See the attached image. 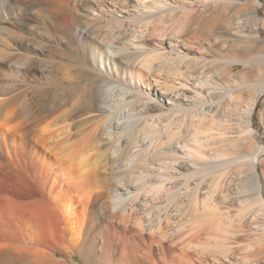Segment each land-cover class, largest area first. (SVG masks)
<instances>
[{
  "label": "bare ground",
  "instance_id": "6f19581e",
  "mask_svg": "<svg viewBox=\"0 0 264 264\" xmlns=\"http://www.w3.org/2000/svg\"><path fill=\"white\" fill-rule=\"evenodd\" d=\"M2 1L0 0V43L3 45L0 47V56L3 58H0V63H7L17 70H26V73L39 69L38 67L42 66L45 61L39 56L45 55L48 50L46 43L37 42L34 40V37L32 38L30 34H27L33 31L26 18V13L34 8L33 5L39 6L37 11L45 18L44 22L53 25L52 31L53 34H57L56 37L58 33H61L63 27H68L67 31H69V28H72V24L78 22V18L74 13L75 6L72 7L68 0H34L28 6H16L15 8L12 6L14 0H9L7 9ZM97 1L102 3L108 2V0ZM180 1L111 0L109 1V5H107V9L114 13L110 15L111 17L103 21V16L97 15L91 17L89 20H84V26L88 28V31L92 30V33H96V39L87 43V46H90L93 53H96L99 49V44L103 47L110 41H121L124 48H132L134 50V55H127L129 58L127 61L132 63L129 64L127 61L120 59L119 66L123 67L124 63H126L134 65L136 72H142L143 70L147 72L146 91L144 90V86H142V91H140V88L139 90H134L132 99L127 103L130 108L129 111H132L131 113L136 117L132 127L130 126L131 128L126 132L109 133V140L112 139V136L116 137L115 140H108V143H106L107 145L112 143L111 147L105 151L98 148L102 153L99 154L98 152L99 156L93 158V153H90V150L93 147L101 146L100 140H103L99 133L104 131L105 127H103L104 129L101 128L103 130L99 129V132H96L103 124L101 119V123L95 125V123L89 124L88 118L80 117V119L76 116L79 119L77 120L74 115L75 118H73L72 109L78 103V100L72 102L71 105L67 103L64 111H61L60 114L57 113L59 115L56 119L51 116L54 120H50L51 122L42 126L41 124L44 121L47 122L50 116L46 120H42V123L40 117L38 116L36 119V116L39 111H46L48 108L47 106H38L31 99L34 97L31 96L33 94L32 91H22V93L16 96L10 94L18 99L23 98V108L22 110L19 108V110L23 111L24 114L29 110V114L27 115L29 119L27 120L30 122L34 121V124H31L32 126L29 129L22 131V128H19L16 131H18L21 137L25 134L32 137L31 151H34L37 157L40 156L42 161L40 169L43 170L42 173L45 176L49 174L50 169H55V166L61 168L69 166L66 169L67 172L69 169V173L75 172L80 173L79 175H88L85 177V180L90 179L92 172L96 181H99L101 178L98 175L103 171L100 170L105 168V164L108 165L109 163L112 168H116L123 161H127L128 163L129 161H136L132 167H129L128 171H125L126 169H123L125 172L122 169L121 171H116L117 168H114L113 172L110 171L109 181L113 183L127 182L134 187L136 192L133 193L123 207H118L119 210H111V212L109 210L107 217L111 220L124 223L126 228L129 226L134 227L137 230L134 231L136 233H148L152 242L163 249L166 242L180 247L181 253H179L177 258L179 257V263L181 264H245L243 259H247L249 262L254 260L256 248L253 245V241H248L245 242L247 244L241 245L240 240H233V238L254 226L257 212L262 213V211H257V204L258 207L260 206L264 210V181L258 168L259 163L264 164V145L257 146L258 148L249 151L250 146L244 145L241 142L244 139L246 140L243 136L248 135L251 140L253 138V108L249 109L246 115L247 126L245 133H241L240 130L238 131V128H235L234 125V127H231V118L227 114L234 102L240 104L243 101L245 89L252 87L255 83H253L252 79H248L244 83H238L237 81L229 82L228 80L226 82L223 80V72L233 70L234 66L239 62H243L246 66L260 64L259 71L257 70L256 74L260 80L255 84L260 87L254 97L263 94L264 49L261 44L264 42V38L261 36V30L257 27L258 23L254 26L250 25L251 27L249 26L246 32L249 41L253 43L249 52L250 56L240 58L236 54L227 51L220 30L234 26L243 28L241 20L244 19L246 14L242 10L246 5V0H182V4H180ZM258 3L256 1L253 3L255 11L251 14V19L259 20ZM176 11L177 13L180 12V19L176 20L173 24L178 23L175 26L179 33L171 37H169V34L166 37V35H161V33L162 37L159 39H161L160 48L162 50L148 52L145 40L151 38V35L153 37V34L157 30V27H154L155 29L152 28L154 22H157L155 21L157 18H151L156 15L158 17L162 16L164 13L166 15L168 13H175ZM15 12H17L15 16L16 21L13 20V16L7 18V15ZM120 13L125 14L119 15ZM207 13L217 18L216 23L214 22L215 24L212 21L209 23L211 19H208V24H212V29L207 30L209 33L212 31V35L205 34L204 28L200 30V27H195L193 19V16L199 17L203 15L205 17ZM3 23H13V25L7 27ZM141 23L143 24L139 25ZM159 28L158 30L162 29ZM159 33L157 34L159 35ZM87 35L85 37L81 35V38L91 37L89 33ZM8 37L12 38L11 42L15 40V43L18 44L16 49L15 47L13 48L14 43L12 46L11 43L7 42L8 40L5 41L3 39H8ZM89 39L91 40L92 37ZM87 46L84 43L83 49L86 50ZM124 73L126 74V71ZM98 76L101 80L112 81L104 73H98ZM252 76L254 75H249L250 78ZM139 77L131 74L130 79H138L142 83ZM1 81L0 83L2 84L4 80ZM8 83V85H6L7 82L4 85L0 84V108L5 99H8L6 95L10 93L9 88L12 83ZM13 88H11V93L13 92ZM92 92L90 105H94V100L96 102L98 100H96L97 90L93 88ZM30 102H32V105H30ZM89 108L94 109L93 106ZM95 110L97 111V106ZM200 110L203 111L199 112ZM80 113L78 115L82 116L83 114ZM50 114L54 115V112L48 115ZM90 115L89 117H94ZM11 119L13 118L9 112L3 116L0 114V144L4 147H7L13 138L11 131L15 125L12 123L11 125L13 126L11 128ZM71 119L77 121H73L72 123ZM179 120H185L186 123L190 120L187 134L179 131L181 127L176 125ZM175 125L178 127V130H176L177 127L175 129ZM116 127L118 128V125ZM92 132L97 133L96 137L93 135L95 137L93 141H91L94 138L92 137ZM19 143L21 145V141ZM117 144H119L118 150L115 148L112 151V148L116 147ZM244 146H248L247 149ZM95 153L97 154V152ZM70 168L76 169L77 172ZM103 200L108 201V199L104 198ZM75 202L74 199L67 202L60 217L58 214H55V216L58 215L60 218L61 224L65 225L63 227L58 224L60 227H56V229L60 232L54 229V226L58 225L51 224L55 231L49 226L50 218L46 221V223H49L48 225L45 221L41 220V222L45 223V226H49L47 228L50 234L54 235L53 237H55L56 232V235L60 233L59 237L57 236L59 239L56 237L49 239H54L56 242L58 240L59 242L57 243H60V241L64 242L60 240V236L66 235L68 227L71 229L74 227L78 215L76 206L79 204L77 203L75 206ZM102 202L105 204V207L102 206L100 208L106 210L102 212H107V209L110 208H107L108 204L109 206L112 204ZM26 215L25 217L22 215L25 220L27 219ZM33 215L35 214H32L31 220H29L30 216L28 215L29 222H32V218H35ZM36 219L33 220L34 223L32 224L40 227V218L37 217ZM26 222L28 221L26 220ZM41 228H39L40 231ZM207 228L208 230H215L220 233H218L219 236H214L213 234L211 236L214 243L217 244L214 246L216 248L213 249L218 255H214L213 253L215 252H211V248L208 247L209 245H206L207 243L201 245V242L194 241L198 240V238L200 240L201 235L205 237L208 232ZM44 229L46 227H43L42 231ZM43 233L41 234H46V232L45 234ZM260 235L259 239L263 240L264 226ZM45 236L47 237V235ZM230 237H232V242H228ZM37 240L35 239V241ZM1 241L0 264H24L23 262H18V259L23 257L18 256V254L23 253V255L26 254L31 258L32 255L43 253L42 250L32 246V243H35L32 237H23L22 246L14 243L16 241L13 242L12 240L13 243L10 242L11 240L9 239V244H12L11 248L14 247V252H18V257L13 258L14 256L12 257L11 255V257H4L5 255L3 256V254H6V251H9L10 248H8L9 250L5 249V253H2L4 249L1 248H3L2 243L4 241L3 239ZM198 243L200 244L198 245ZM195 247L197 249L200 248L201 253L193 256L188 251ZM207 250L209 253H207ZM245 250L246 252L242 255L239 253ZM24 259L28 258L25 257Z\"/></svg>",
  "mask_w": 264,
  "mask_h": 264
},
{
  "label": "rangeland",
  "instance_id": "374dc122",
  "mask_svg": "<svg viewBox=\"0 0 264 264\" xmlns=\"http://www.w3.org/2000/svg\"><path fill=\"white\" fill-rule=\"evenodd\" d=\"M68 1L72 7L75 6L74 13L78 18V22L73 23L72 24L73 29L69 28V31H67L68 27L67 28L63 27L61 29V33H58L57 37H56L57 34H53L52 31L53 25H49L48 23H45L44 22L45 18L42 17L41 14L37 11V9L39 8L38 5L37 6L33 5L34 8L30 12L26 13V18L28 19V23L30 24L33 30L31 31V33H27V32L26 33L30 34L32 38L34 37L35 41L37 42L40 41L47 44L46 46L48 47V50L46 54L39 56L40 58L44 59L45 62H43L41 67H38L39 69H36L29 73H26L25 72L26 70H17L15 67L10 66L7 63H0V80L2 81L4 80L3 82L1 81L2 84L1 83L0 84L4 85L7 82L6 85H8L9 84L8 82L12 84L15 82L13 86L11 84L12 87L9 85L10 86L9 95L11 94L16 96L17 94L22 93V91H30V92L32 91L33 94H31V96L34 97L31 99L36 104H38V106L41 107L47 106L48 108V110L46 109L47 112L41 110L39 111V113H37L36 119L39 116L41 123L43 122L42 120L44 119L46 120L50 116L49 117L50 119L48 118L47 122L44 121L41 124L42 126L48 122H51L50 120L53 121L54 119H56V117L61 113V111H64L65 105L67 103L71 105L72 102L78 100V103L75 106H73L72 109L73 118H75L76 116L78 118L80 117L88 118L89 124L95 123V125H98L102 121L104 125L107 124L105 126L102 124L103 126L101 125L96 131L99 132V129L105 127V129L103 128L104 131H101L104 134L102 135L101 132L99 133L102 136L101 138L103 140V141L100 140L101 146L100 147L97 146L96 147L97 150L95 147H93L94 150H92L93 148L90 150V153H93V158H96L99 156L100 153H102L99 151V149L105 151L112 146V143L110 145L106 144L108 143L109 140L108 138L109 133L112 134L114 132L116 133L126 132L129 128L132 127V124L136 117L134 116L133 113H131L132 111H129L130 108H129V104L127 103L129 100L132 99V95L135 92L134 90H139L140 88V91H142V86H144V90L146 91L147 72L145 70H143L142 72H136L134 65H128L126 63H124L123 67L119 66L118 63L120 59L127 61V59H129L127 57L128 54L134 55V50L132 48L130 49L124 48L121 41H110L108 44H105L103 47L99 44L100 47L96 51V53H93L89 45L87 46V43L93 41V39L94 40L96 39V33L95 32L92 33V30L88 31V28L84 26V20H89L91 17L97 15L98 16L102 15L103 21L111 17L110 15L114 13L110 12L111 10L107 9V5H109V1L111 0H108V2L106 3H102L97 0H68ZM255 1L259 2L257 6L259 9L258 12L259 20H254L253 18L252 19L250 18L251 14H253V12L255 11L254 9L255 5L253 4ZM32 2H34V0H14L12 6L13 8H15L16 6L23 7V6H28V4H31ZM2 3L7 9L9 0H3ZM180 4H182V0L180 1ZM244 8L242 12H244L246 16H244V19H242L243 22L241 20V23L243 24L242 25L240 24L241 26H243V28L234 26V27H229L228 29L225 28L224 30L223 29L220 30V33L223 35L222 39L224 44H226L227 51L236 54L240 58L241 57L247 58L250 56L249 52L250 49L252 48L253 43L249 41V37L248 35H246L247 28L250 25L254 26L255 24L258 23L257 27H259V29L261 30V36L262 38H264V0H246V5L244 6ZM18 10H20V8H18ZM124 14L125 13H120L119 15H124ZM16 15L17 12L12 14L10 13L9 15H7V18L13 16V20L16 21V17H15ZM160 16L158 17V15H156L153 16V18H151V19L157 18L158 20L156 19L155 21H157L159 24L157 22H154L152 28L155 29L154 27H157L155 33L156 35L153 34V37L151 35V38H147L145 40V44L148 47L147 48L148 52H157L162 50L160 48L161 39H159L162 37L161 35L164 36L166 35V37H168L169 34V37H171L174 34L176 35L179 33L177 31L178 30L177 27L175 26L178 25V23L177 24L176 23L173 24V23L176 20L178 21L180 19V12L177 13L176 11L175 13H168L167 15L164 13L161 17ZM201 16L199 17L193 16L195 27H200L199 28L200 30L204 28L203 31L205 32V34H211L212 31H210L211 33H209L208 30L212 29L211 28L212 24L211 25L208 24V21L211 19L209 23L212 21V23L215 24L217 18L215 16H210V13H207L205 17H203V15ZM209 16L212 18H210ZM169 20H171L172 22ZM170 22L171 24H169ZM142 24L143 23L139 25ZM3 25L8 27L10 25H13V23L11 24L3 23ZM158 28L159 29L162 28V29L158 30ZM163 29H165V31L168 32L163 31ZM158 32H160L159 35L161 33L162 34L159 36L157 34ZM80 33L82 37L88 36L87 34L89 33L92 39L91 40L89 39L91 37L83 39L81 38ZM3 39L5 41L8 40L7 42L11 43V45L14 43L13 44L14 46L13 45L12 46L13 48L15 47L16 49L18 44L15 43V40H12L11 42L12 38L9 37L8 39L7 38H3ZM84 43L87 46L86 50L83 49ZM2 45L3 44L0 43V47ZM261 45H263L262 47L264 49V42ZM0 58L3 57L0 56ZM127 62L129 64L132 63L129 61ZM259 67L260 64L258 63L252 64V66H246V64L244 65L243 62H239L234 66L233 70H228L223 72V78H224L223 80L226 82L228 80L229 82L237 81L238 83H244L247 82L248 79H252L253 83L257 84L260 80L259 77L256 76L257 72L259 71L258 69ZM133 68L135 71L133 70ZM124 71H126V74L124 73ZM98 73H104L106 76H109V79H111L112 81L110 82V80L104 81L99 79ZM131 74L140 76L139 79L142 80V83H140L138 79L131 80L130 79ZM250 74L251 75L253 74L254 76L250 78L249 77ZM93 84H95L96 86ZM255 84H253L254 86L252 85V87L245 89V91L243 92L244 99L241 102L242 105L241 103L238 104L237 102L236 103L234 102L232 108L229 109V111L227 112V114L231 118V124H232L231 127L235 126V128L236 127L238 128L237 129L238 131L240 130L241 133H245L247 126L246 115L248 113V110L253 108V120H252L253 138L251 140L249 136L245 134L248 137L243 136V138H246V140L244 139L241 141L244 145L250 146L249 151H252L253 149L258 148L259 146L264 145V93L259 94L258 97H254L256 91L260 87L259 85H255ZM11 88H13L12 93H11ZM93 88L97 90L96 100L97 99L98 100L97 102L94 100V105H90V99L93 93L92 92ZM9 95H6L8 99H5L4 103L0 108L1 116H3L8 112L10 113V115H12L13 119H11L10 121L11 128L13 125H15V127L13 126L14 130L12 129L11 131L13 138L9 142L8 146L4 147L0 144V241L2 239L4 241L2 243L3 248H1L4 249V251L2 250V253H5V251L9 250L8 248H10L9 251H6V254L8 252L7 255L3 254V256L5 255L4 257L14 256L13 258H17L18 256L21 257L23 256L22 258L20 257L21 259H18V262H23L24 264H172V263L181 264L179 263L180 262L179 257L177 258V256H179V253H181L180 247L173 246L168 242H166L164 248L166 250H164L159 245L152 242L150 235L148 233H143V232L136 233L134 231L137 230L134 227L129 226L128 228H126L124 223L111 220L109 217H107L108 213L111 212V210L116 211L119 210L118 207L120 208L123 207V205L127 203V201L130 199L133 193L136 192L134 187H132L127 182L113 183L112 181H109V176L111 175L110 173L113 172L112 170L115 168V167L112 168V166L109 163L108 165L105 164L104 166L105 168L103 167L105 170L101 169L100 171L102 170L103 171L101 172V174L98 175V177L100 176L102 181L101 180L96 181L92 172L90 174L91 175L90 179L88 178L89 180L88 179L85 180V177H87L88 175H84V174L79 175L80 173H75V172L69 173V169L68 172L66 171V169L69 168V166L63 167L64 169L55 166V169H52L53 171L50 169L49 174L45 176V174L42 173L43 170L40 169L41 168L40 165L42 166L41 163L42 161L40 159V156L37 157L34 151H31L32 137L27 134L22 135L21 137V135L18 134V131H16L19 128H22V131L29 129V127L34 124V121L30 122L29 120H27L29 119V117L27 118V115L29 114L28 113L29 110L28 112H25V114L23 111H21L23 108V98L18 99L17 97L15 98L14 96L10 95L12 97L11 98ZM31 103L32 102H30V105H32ZM90 106H93L94 109L93 110L90 109L89 108ZM96 106H97V111L95 110ZM19 108L21 110H19ZM50 111L54 112V115L53 114L48 115L49 113H51ZM202 111L203 110H200L199 112ZM80 112L83 114L82 116L78 115ZM88 114L89 115L92 114L90 116H94V117H89ZM51 116L54 119H52ZM17 117L19 118L16 119ZM71 121L73 123L74 119H71ZM179 121L176 124L178 125V127H181L179 128V131H181L182 133L185 132L187 134L190 120L187 122L188 124L186 123L187 119L186 121L185 120L184 121L179 120ZM12 123L13 125H11ZM185 124L187 125V127ZM117 125L118 128L116 127ZM176 125H175V129L177 127ZM178 127L176 130H178ZM96 132H92V137L97 136ZM95 137L91 141L95 140ZM115 139L116 137L112 136V139L109 141H113ZM20 141H21V145L19 143ZM244 147L245 149H247L248 146L247 147L244 146ZM115 148H117L118 150L119 144H117L116 147L114 146L112 148V151L113 149L115 150ZM95 152H97V154ZM123 162H122L123 164L122 163L118 164L119 166L116 167L117 168L116 171H121V169L123 172L128 171L130 169L129 167L130 166L132 167V165H134L136 161L133 162L129 161V163L127 161H123ZM56 167L61 169H58ZM258 168L259 171L261 172L262 179L264 181V170H263L264 164L259 163ZM123 169L126 170L124 171ZM75 170L76 169H73V171ZM109 184L111 187L109 186ZM103 198L106 200L108 199V201L103 200ZM72 199L76 201L75 206L77 205V203L79 204L76 206L78 210V215L76 217L74 227L72 229L68 227V230L65 233L66 235L64 234L65 236L63 237L60 236V240H63L64 242L60 241L61 245H59L60 243H57L59 242L57 239H59L58 235L60 233L58 235H56L57 232L55 233L57 242L54 241V239L51 240L52 238L55 237H53L54 235L50 234L48 228L50 226L53 229L51 224L52 225L59 224L63 226V224H61V222L59 221L60 220L59 217L61 216V214H63L62 211L64 209L65 204L71 201ZM102 201H104L105 203L109 202L110 205L112 204L111 206H109L108 204L107 208L110 207L111 209L110 208L107 209V212H102L106 210L100 208L105 205L103 204ZM257 211H262V213L257 212L256 223L254 224V226L252 228L246 229V231H243L244 233L242 232L238 234L241 236L236 235V237L233 238V240L235 239H237V241L240 240L239 242L241 245L247 244L245 242L253 241V245L256 248V254H254L255 255L254 260L252 262H249V260L243 259V262H245V264L247 263L264 264V239L263 240L259 239L261 237L260 235L261 230L264 226V210L262 207L260 206L258 207L257 204ZM26 214L30 216L29 220H31L32 214H35L33 215V217L35 218L32 219L34 220L37 217H39L40 218L39 223L41 222V220L45 221L46 223V221L49 220L50 218L49 220L50 225L45 226L44 225L45 223L41 222L43 224L40 223V227H37L38 225L32 224L34 223L33 220L32 222H29L28 220L29 216ZM55 214H58L59 217L58 215L55 216ZM22 215L24 217L26 215L27 218L26 220L28 222H26L25 218ZM49 223L46 224L48 225ZM42 225H44L43 227H46L44 231H42L43 230ZM59 225L54 226L55 227L54 229L57 230L58 232L60 231L56 229V227L57 228L60 227ZM63 227H65V225ZM39 228H41V231ZM41 233L47 235V237L45 235H42ZM218 233L219 232L215 230L212 231L209 229L207 232L208 235L203 234L205 235V237L201 235L200 237L201 241L199 240V238L198 240L196 239L194 241L201 242V245L207 243L206 245L207 246L209 245L208 247L211 248V252H215L214 249L216 247L214 246L217 244L214 243V240L212 239L211 236L213 235L219 236ZM39 236H40V240H39ZM23 237H28V238L32 237V239H34L35 242L32 243V246L42 250L43 253L38 255L37 254L32 255L30 258L26 254L23 255V253L18 254V252H14L13 249L14 245L12 246L13 248H11L12 244L11 243L9 244V239L11 240L10 242H12L13 240V242L16 241L14 243H16L19 246H22ZM201 238H203L204 240ZM35 239L36 240L38 239L39 242L38 240L35 241ZM228 242H232V237H230ZM199 244L200 243H198V245ZM138 245L141 246L139 247ZM197 247L192 249L190 248L191 250L189 249L190 251H188L189 254H192L193 256H196L197 254L199 255L201 253L200 252L201 250L200 248L197 249ZM209 252L207 250V253ZM244 252H246V250L239 253L242 255ZM144 254L147 256L144 257L145 256ZM213 254L218 255L217 252ZM25 257L28 259H24ZM165 259L168 261V263Z\"/></svg>",
  "mask_w": 264,
  "mask_h": 264
}]
</instances>
